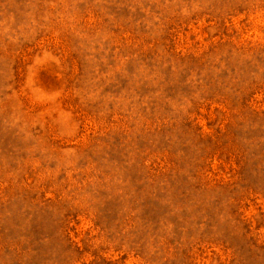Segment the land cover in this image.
Returning a JSON list of instances; mask_svg holds the SVG:
<instances>
[{
	"label": "rangeland",
	"instance_id": "374dc122",
	"mask_svg": "<svg viewBox=\"0 0 264 264\" xmlns=\"http://www.w3.org/2000/svg\"><path fill=\"white\" fill-rule=\"evenodd\" d=\"M0 264H264V0H0Z\"/></svg>",
	"mask_w": 264,
	"mask_h": 264
}]
</instances>
